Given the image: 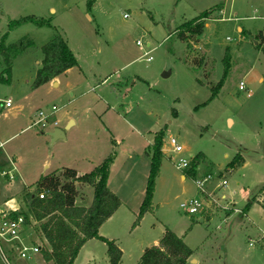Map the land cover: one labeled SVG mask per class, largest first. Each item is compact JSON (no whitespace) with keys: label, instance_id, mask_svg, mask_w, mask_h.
I'll list each match as a JSON object with an SVG mask.
<instances>
[{"label":"rangeland","instance_id":"1","mask_svg":"<svg viewBox=\"0 0 264 264\" xmlns=\"http://www.w3.org/2000/svg\"><path fill=\"white\" fill-rule=\"evenodd\" d=\"M48 1L56 8L53 15L32 0H0V42L6 33V45L24 38L33 42L12 56L10 79H0V100H13L12 108L0 109V139L5 142L0 158L2 169L14 173L12 179L0 175V202L13 196L24 200L26 192L37 190L42 176L62 166L89 172L115 151L111 188L122 190L133 208L151 166L144 138L153 141L148 146L152 154L155 137L161 135L162 148L165 142L170 153L168 141L175 136L185 155L197 158L203 173L213 174L210 188L226 176L228 184L215 189L220 199L225 195L242 209L251 197L257 202L242 219L232 211L226 223L219 213L198 225L199 215L192 217L180 205L200 196L193 177L182 179L184 174L166 157L145 226L158 217L171 227L199 226L186 236L195 251L194 264H264V192H259L264 184V46L255 43L264 32V18L251 17L264 15V0H96L91 9L88 0ZM205 10L212 12L204 19L202 34L181 40L180 25ZM28 15L49 19L52 26L29 22L10 28L12 21ZM239 26L251 33L243 35ZM56 33L76 52L81 71L63 75L58 86L34 87L42 46ZM150 48L153 58L147 61L143 53ZM226 48L231 67L222 89L213 94L211 87L223 79ZM5 67L0 52V76ZM241 81L247 90L240 89ZM41 110L45 124L32 125ZM69 117L76 122L66 127ZM57 127L65 136L54 138ZM238 153L245 157L244 165L227 170ZM200 154L209 161L199 159ZM76 184L77 203L90 206L93 187ZM125 210L119 230L133 228L126 227L131 210ZM29 223V234L48 246L41 222ZM104 245L96 247L99 264H109ZM133 255L123 264L133 263Z\"/></svg>","mask_w":264,"mask_h":264},{"label":"trees","instance_id":"2","mask_svg":"<svg viewBox=\"0 0 264 264\" xmlns=\"http://www.w3.org/2000/svg\"><path fill=\"white\" fill-rule=\"evenodd\" d=\"M96 0H88V9H91ZM212 10H205L198 16L185 21L178 29V36L181 40L188 41L191 37L202 34L205 22ZM35 23L37 26L51 27L49 19L37 18L34 15L24 16L10 23L14 28L25 23ZM260 37L261 34H259ZM7 33L0 42V52L4 55L5 70L0 79L9 80L11 72L12 56L21 48L31 45L29 38H24L18 43L6 45ZM263 40L257 47H261ZM264 51V48H263ZM42 66L38 69L34 80V87H39L68 69L78 66V56L68 45L65 37L56 33L42 46ZM225 64L223 79L211 87L212 93L217 94L223 87L225 78L231 67V55L226 48L223 58ZM9 77V79H7ZM151 154V166L148 176L146 193L140 206V210L133 223V227L139 225L143 216L151 210L156 186V179L160 173L161 163L164 158L162 152V137H155ZM115 153L110 154L99 165L91 171L79 175L72 167H63L61 170L52 171L40 178L38 188L35 192L28 191L24 194L26 205V216H32L36 221L41 222V231L47 240L48 248L43 254L53 264H74L81 247L91 238H97L106 243L110 264H120L123 252L115 240L99 234L100 226L120 207V197L108 186L110 168ZM203 154L199 155V159ZM244 163V157L238 153L227 164L226 169L231 171ZM86 183L94 188V198L90 206L77 205L78 188L76 183ZM40 191L47 192L45 198H40ZM264 192V184L259 188ZM257 202L256 197H251L242 209L246 213L252 204ZM264 207V203H263ZM191 247L173 230L166 228V231L158 245L147 247L137 264H186L192 256Z\"/></svg>","mask_w":264,"mask_h":264},{"label":"built area","instance_id":"3","mask_svg":"<svg viewBox=\"0 0 264 264\" xmlns=\"http://www.w3.org/2000/svg\"><path fill=\"white\" fill-rule=\"evenodd\" d=\"M137 44L139 46L143 45L141 40H137ZM152 50L153 48H150L143 53V57L147 61H151L153 58L151 55ZM240 89H248L244 81L240 82ZM12 107L13 100L11 97L0 100V109H9ZM57 109L56 105L52 106L53 111ZM45 120V112L41 110L32 125H44ZM55 124H57V121H55ZM168 144L171 153L169 158L173 161L175 167L184 174V178L187 176L193 177L200 192V196L191 197L181 202L180 205L187 214L191 216L204 215L210 209L215 211L220 206L226 211H238L232 199H227L225 195L222 196L223 199H220L215 192V189H220L228 184L226 176H221L223 178L218 180L216 186L210 188L208 185L214 180L213 174L203 173L197 165L198 159L194 157L191 160L193 157L192 154L190 155L191 158L185 155V147L175 136L169 138ZM4 145L5 142L0 139V149ZM163 146L162 150L167 152L165 142ZM173 156L176 157L174 158ZM0 175L2 177L8 176L10 179L14 177L13 170L2 171ZM38 195L40 198H45L47 192L40 191ZM222 201H224V204H222ZM239 211L241 212V210ZM25 212V202L14 196L0 203V264H49L50 262L43 254V250L47 247L43 243L38 242L33 234H29V220L34 219L32 216L27 218ZM45 241L47 242L46 239ZM250 244L252 245L253 243L251 242Z\"/></svg>","mask_w":264,"mask_h":264},{"label":"crops","instance_id":"4","mask_svg":"<svg viewBox=\"0 0 264 264\" xmlns=\"http://www.w3.org/2000/svg\"><path fill=\"white\" fill-rule=\"evenodd\" d=\"M32 3L36 7H38V8H40V7H47L45 10H47L48 13H51L52 15L55 14V12H56V8L53 7V5L50 4V2L48 0H32ZM45 14L46 13H44L43 15H45ZM38 15H40V14H38ZM251 17H253V18H264V15H259V14L257 15V14H255V15H253ZM50 18L52 19L53 16H50ZM238 29H239V31L242 32L243 35L246 34V31H248L249 33H251V31L246 30L242 26H239ZM260 32H261L260 34H261L262 37H260L259 39H257L255 41V43L256 44H259L261 42V40H263V43H262V47H263L264 46V32H262V31H260ZM243 38H244V36H242V39ZM68 44H69V42H68ZM42 59H43V57H42ZM78 63H79V60H78ZM41 66H42V62H40V65L38 66L37 71H38L39 67H41ZM76 68H79L80 69V64H78V66H75V67H72V68L68 69L67 71H65L64 73H62L58 77H56L54 80H52L50 82H47V83L41 85L40 87L46 86L48 84L49 85L51 84V85H54V86H58V85L62 84V79H63L62 77H63V75H68L71 71H73ZM37 71H36V73H37ZM79 71H81V69ZM263 77L264 76H261L260 81H264V78ZM109 108H111L113 110H116L117 113H120V111H118L119 110L118 107L115 108V107L111 106ZM75 122H76L75 119L69 117L67 119V121H66V127H68V125L69 126L73 125ZM57 128H62V127H57ZM64 132H65V130H64ZM113 142H115L116 144L118 143V141H116V138L113 139ZM152 143H153L152 140L147 139L146 137L144 138L143 152L145 153V155L147 156V158H151V154L148 151V146L152 145ZM112 153H115V157L113 159V162H112L111 168H110V175H109V179H108V186H109V188L113 192H115L120 197V199L122 201V204L100 226V228H99V234L102 235V236H104V237H107L109 239L115 240L116 241V244L121 248V250L123 252V256H122V259H121L120 264H123L124 263V260L126 259V257L130 256V254L131 253H134V252H135V255H133V258L134 259L132 261L133 263H131V264H137L139 262L141 256H142L144 250L147 247H150V246L158 245L159 244L161 238L163 237V235H164V233L166 231V228H169V229L171 228V230H173L178 236H180L189 245L188 241L186 240V236H187V234L189 232H191L192 230H194L197 227H199V226H196L195 223L194 224L192 223V224H189V225H186V226L184 225L182 227H179V226L178 227H171L170 226L171 223H168L169 225H167L166 223H164L158 217V218H155L156 219L155 220V223L154 222L151 223L150 227L147 228L145 226V222L147 221V218L149 216H152L151 211H148L143 216V218L141 219L139 225L133 227L132 229L130 228V226L132 227V225H133V223H134V221H135V219L137 217V214H138V212L140 210V206H141V204H142V202L144 200L145 193H146V187H143L140 190L141 191L140 192L141 197H140L137 205L135 207L131 208L129 206V204L127 203V199L124 197V193H122V190L120 191L118 189H114V188L112 189L111 188V179H112L113 172H114V167H115L114 164H115V158H116V152L113 151ZM169 155H170V153L168 151L165 152L164 153V158H166V157L169 158ZM202 160L207 161V162L209 161L205 154H203ZM244 163H245V157H244ZM244 163L242 165H244ZM96 166L93 165V168L96 167ZM2 167H3V165L1 163V158H0V170H1L0 172L6 171V170L2 169ZM63 167H67V166H62V168ZM60 168H57V170H61L62 169V168L61 169ZM74 169L77 170V172H78L79 175L88 172V171H81L79 168H74ZM182 179H186V178H184V175H182ZM11 189H12V187H11ZM92 189H94V188H92ZM156 192H157V190L154 192L153 199L155 198ZM8 198H10V197H8ZM77 202H78V199L76 200V204L77 205H81V204H78ZM83 206H87V205H83ZM235 207L238 209V211L236 212V214L239 215V218L240 219H242L243 217H245V215H247L246 213H244L242 211V208H239L237 206H235ZM262 208L264 210V207L263 206H262ZM125 209H127V210L130 209L131 210L130 215H129L128 222L126 224V227H129L130 229H127L126 228L124 230H119L117 226L120 224L121 217H122V216L119 217V215L122 212H126ZM239 210H241V212ZM232 211L233 210L226 211V210H224L222 208H218V209H216L214 211V213H212V216H210L209 218L207 216H205V215H199L197 217V224L198 225H202V224H205V223H207L209 221L211 222L216 217V215H218L219 213H221L222 221L226 223L227 222V219H229L230 215L233 214ZM192 217H194V216H192ZM201 219L203 221H201ZM128 231H130V233H128ZM262 238L264 239V232L262 233ZM99 241L101 243H103V245L104 244L106 245V243H104L103 241H101L100 239H97V238H91V239L87 240L86 243H84V245L81 247V249H80V251L78 253V256L76 257V259L74 261V264H99V255H98V252L96 250V247H97L98 243H100ZM47 245H48V243H47ZM46 247L48 248V246H46ZM105 247H106L107 257H109L108 256V252H107V245ZM194 257H195V251L193 250V254L188 259V261L186 262V264H194V263H197V261L194 259ZM107 259H108L109 264H110V259L109 258H107ZM49 264H53L52 261H50Z\"/></svg>","mask_w":264,"mask_h":264},{"label":"water","instance_id":"5","mask_svg":"<svg viewBox=\"0 0 264 264\" xmlns=\"http://www.w3.org/2000/svg\"><path fill=\"white\" fill-rule=\"evenodd\" d=\"M168 74L167 73H164V76H167ZM68 127H69V125H68ZM52 135L54 136V138H58V137H62V136H65V133H64V130L63 129H61V128H57V129H55L54 130V132L52 133ZM201 221H203L202 219H201Z\"/></svg>","mask_w":264,"mask_h":264}]
</instances>
